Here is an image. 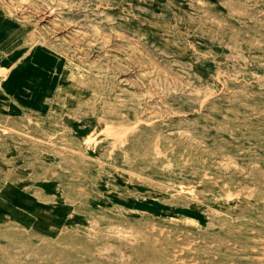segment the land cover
Here are the masks:
<instances>
[{
    "label": "rangeland",
    "instance_id": "1",
    "mask_svg": "<svg viewBox=\"0 0 264 264\" xmlns=\"http://www.w3.org/2000/svg\"><path fill=\"white\" fill-rule=\"evenodd\" d=\"M0 12L56 64L17 138L38 206L0 220V264H264V0Z\"/></svg>",
    "mask_w": 264,
    "mask_h": 264
},
{
    "label": "crops",
    "instance_id": "2",
    "mask_svg": "<svg viewBox=\"0 0 264 264\" xmlns=\"http://www.w3.org/2000/svg\"><path fill=\"white\" fill-rule=\"evenodd\" d=\"M0 25L16 36L8 44L0 42V220L10 214L22 219L30 216L38 205L35 196L27 193L32 190L29 182L20 178L22 173L26 174L22 172V163L34 159L35 154L29 147H19L18 132L28 128L35 113L47 109L50 94L47 77L56 64L42 58L45 53L41 49L31 57L26 49L28 40L20 32L18 22L2 12ZM50 186L51 181L47 180L39 188L48 192Z\"/></svg>",
    "mask_w": 264,
    "mask_h": 264
},
{
    "label": "bare ground",
    "instance_id": "3",
    "mask_svg": "<svg viewBox=\"0 0 264 264\" xmlns=\"http://www.w3.org/2000/svg\"><path fill=\"white\" fill-rule=\"evenodd\" d=\"M5 34V33H4ZM4 34H2L3 35V40H5L6 39V36L8 37V35H4ZM47 63H49V62H47ZM40 69V68H39ZM29 70V69H28ZM22 71H23V69H22ZM36 71H38V69L36 70ZM36 73V72H35ZM157 91V90H156ZM131 129H132V127H130ZM134 128V127H133ZM128 130V129H127ZM126 131V130H125ZM131 137H133V136H131ZM158 137V136H157ZM15 177H17V176H15ZM131 186V185H130ZM160 192V191H159ZM147 193H148V191H147ZM59 198V197H58ZM168 198V197H167ZM118 199V198H117ZM226 201V200H225ZM183 203V202H182ZM141 204H143V203H141ZM67 205V204H66ZM228 205V204H227ZM136 206H139V205H136ZM149 206V205H148ZM24 207V206H23ZM141 207H142V205H141ZM144 207V206H143ZM142 207V208H143ZM147 207V206H146ZM150 207V206H149ZM154 208V207H153ZM47 209V208H46ZM50 209V208H49ZM155 209H158V208H156L155 207ZM160 209V208H159ZM148 210H150V209H148ZM67 211V210H66ZM155 212V211H154ZM58 217H56V221L57 220H62V219H64V216H60L62 213H63V211L60 209L59 211H58ZM64 222V221H63ZM90 224V223H89ZM98 224V223H97ZM66 231V230H65ZM123 234V233H122ZM212 244V243H211ZM178 245V244H177ZM56 246V245H55ZM72 246V245H71ZM61 246H59V248H60ZM227 247V246H226ZM125 249V248H124ZM130 249V248H129ZM128 251V250H127ZM132 250H130V252H131ZM75 253H76V251H74ZM74 254V253H73ZM66 255V254H65ZM79 255V254H78ZM99 255V254H98ZM258 255V254H257ZM128 256V255H127ZM196 257V256H195ZM210 258V257H209ZM129 259V258H128ZM127 259V260H128ZM203 259V258H202ZM90 261V260H89ZM137 261V260H136ZM109 262V261H108ZM126 262V261H125ZM115 263V262H114ZM121 263V262H120ZM116 264V263H115Z\"/></svg>",
    "mask_w": 264,
    "mask_h": 264
}]
</instances>
